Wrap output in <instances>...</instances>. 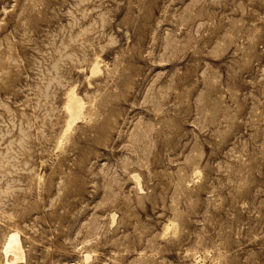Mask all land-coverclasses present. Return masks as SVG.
Here are the masks:
<instances>
[{"label":"rangeland","instance_id":"1","mask_svg":"<svg viewBox=\"0 0 264 264\" xmlns=\"http://www.w3.org/2000/svg\"><path fill=\"white\" fill-rule=\"evenodd\" d=\"M0 264H264V0H0Z\"/></svg>","mask_w":264,"mask_h":264},{"label":"bare ground","instance_id":"2","mask_svg":"<svg viewBox=\"0 0 264 264\" xmlns=\"http://www.w3.org/2000/svg\"><path fill=\"white\" fill-rule=\"evenodd\" d=\"M67 105H68V110L71 113V116L78 117L80 115V113H81V107L82 106L79 103V101L76 99V97H74L73 95H71L70 98H69V103ZM16 245H17L16 239L14 237H11L10 243H9V245H8V247H7L6 250L7 251L8 250L10 251L11 249L17 248Z\"/></svg>","mask_w":264,"mask_h":264}]
</instances>
